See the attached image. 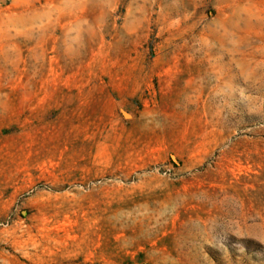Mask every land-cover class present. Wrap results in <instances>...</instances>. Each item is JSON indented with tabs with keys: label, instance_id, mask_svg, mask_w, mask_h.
<instances>
[{
	"label": "rangeland",
	"instance_id": "obj_1",
	"mask_svg": "<svg viewBox=\"0 0 264 264\" xmlns=\"http://www.w3.org/2000/svg\"><path fill=\"white\" fill-rule=\"evenodd\" d=\"M0 264H264V0H0Z\"/></svg>",
	"mask_w": 264,
	"mask_h": 264
},
{
	"label": "bare ground",
	"instance_id": "obj_2",
	"mask_svg": "<svg viewBox=\"0 0 264 264\" xmlns=\"http://www.w3.org/2000/svg\"><path fill=\"white\" fill-rule=\"evenodd\" d=\"M229 36H223V49H222V60H223V68L222 74L224 75V79L228 81H232V50L227 49V41Z\"/></svg>",
	"mask_w": 264,
	"mask_h": 264
}]
</instances>
